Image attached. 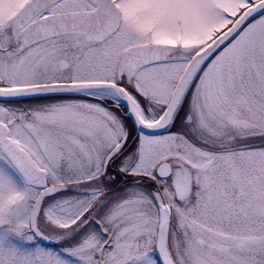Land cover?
<instances>
[{"label": "snow or ice", "instance_id": "1", "mask_svg": "<svg viewBox=\"0 0 264 264\" xmlns=\"http://www.w3.org/2000/svg\"><path fill=\"white\" fill-rule=\"evenodd\" d=\"M0 264H264V0H0Z\"/></svg>", "mask_w": 264, "mask_h": 264}]
</instances>
